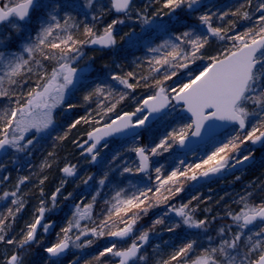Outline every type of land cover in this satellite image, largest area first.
<instances>
[{"label": "snow or ice", "instance_id": "snow-or-ice-1", "mask_svg": "<svg viewBox=\"0 0 264 264\" xmlns=\"http://www.w3.org/2000/svg\"><path fill=\"white\" fill-rule=\"evenodd\" d=\"M111 4L115 12L128 13L133 0H111ZM200 4L201 0H163L161 11L168 9L167 12H163V15L169 16L171 19L177 9L186 8L191 13L197 11ZM250 5L251 0H247V6ZM93 6L94 0H87L86 4L83 0H8L7 4L0 0V28L4 24H8L14 34L19 37L21 33H25L33 21L36 24L32 32L25 33L22 52H5L3 49L8 48L13 36L11 34L0 35V65L5 68L4 76H0V84L6 79L9 85L22 87L23 83H27V81L18 82L16 77L32 73V64L36 65L38 76L36 87L30 88L27 92L28 98L23 103H21V99H18L16 108H9L0 115V121H3V127L0 128V133H2L0 150H4L8 146L17 151H24L27 145L33 144V139H28L24 144H21V141L25 140V133L34 129V135H36L54 123V109L63 105L66 94L87 79L90 66L84 68L74 66L83 57L82 48L84 46L93 44L112 47L116 44L114 29L117 24L123 23L122 20H112L104 28L103 33L99 35L87 25L83 28L84 39L75 35L78 25L73 14L83 13L87 15L85 9ZM245 7L246 5L242 3L232 15L240 14L243 19H250L247 11H241ZM257 10L262 13L259 20L264 22V2L259 4ZM160 14V12L156 13V15ZM213 15L215 13L203 14L198 17V20L201 25L206 27L209 35L220 40H232L231 48L221 52L219 57L208 56L207 59L210 62L196 71L189 70V78L186 82L165 87L164 82L177 76L176 69H189V64L194 65L197 60L205 59L201 50L208 43L209 35L197 34L194 29L183 31L177 29L178 34L171 36L163 44L149 47L148 51L155 53L149 62L151 72L162 75V79L155 80L158 91L155 95L144 99L136 111L118 115L116 119L104 126V130L97 129L96 133L100 134L89 132V140H92L93 143L86 148V152L90 154L91 162L101 163L97 161V157L100 155L97 146L100 145L103 137L125 133L132 136L133 139L136 137L143 138L141 132L151 136L154 121L163 120L168 115L164 110L172 104V101H177L186 107V111L190 113L191 122L179 128H173L158 143H154L150 139L148 145L133 148L132 151L139 157V163L134 169L125 166L123 172L129 174L133 172L148 173L152 167L150 158L163 155L164 152H169L173 148L184 150L185 153L189 150L195 151L191 148L193 138H199L201 142L214 141L213 150L206 154V158L202 159L200 163L189 164L184 170L176 168L164 179H161L162 166L155 167L156 179L160 181V186L156 187L155 190L151 187L139 186H134L135 191L118 190L112 198L110 208L106 210V219L101 220L96 227L80 229L77 213H73L72 218L67 220L66 226L62 227L60 233L57 234V241L44 249L51 264H61V257L70 246L77 248L91 246L92 239L77 243V241H81L82 236L87 237L89 233L95 237H102L107 234V236L117 238L120 241L132 239V243L126 248H117L116 243L113 242L99 252L95 257L96 260L107 254L119 258L118 264H137L138 260H146L141 249L148 242L149 232L142 231L139 235H135L134 229L137 220L142 215H147V208H142V205L149 199L148 193L154 195L159 193L160 188L169 182L176 185L179 177L187 176L189 172L191 175L187 178L196 181L200 178H209L222 173L226 169L235 168L237 165H243L245 162L250 163L253 159V152L241 155L238 151L240 146L247 142L264 147V23L258 29L249 28L241 34L229 36L227 29L212 26ZM227 15L229 13L224 12L219 18L223 19ZM152 19L154 20L155 17ZM143 21L146 24L151 22L147 16L143 17ZM175 22L187 27L179 18H175ZM229 23L234 24L233 21ZM168 27L167 23L159 25L160 30L164 32L168 31ZM124 35L129 38L130 44L134 43L135 38L132 33H125ZM123 39L124 37H121V40ZM25 53L27 58H25ZM53 60L57 67H54L51 73H47L43 62ZM161 69H164L163 73H161ZM133 75V72L126 74L127 77ZM111 79L128 88L133 87V84L120 75H112ZM141 79L144 77L141 76ZM106 90L109 95H112L110 89L96 85L92 91L84 96V100L89 101L93 96H103ZM169 92L174 93V95L169 97ZM8 96L7 90L0 89V97ZM113 99L116 98L113 97ZM123 99L124 94H120L116 103ZM116 103H111L106 112L114 111ZM175 106L172 104V107ZM67 107L71 109L75 105L68 104ZM34 108L43 109L41 119L31 118ZM18 114L20 115L19 120L16 119ZM134 117L135 119H133ZM82 120L85 123L88 122L87 117H80L70 125V128L75 127ZM217 122L235 125L239 130L247 129V131H244L242 137L238 131L227 139L216 140V130L224 126ZM87 143L88 141H85V144ZM102 147L107 148L108 144L105 143ZM180 164H184V161L180 160ZM202 165H208V167L197 174L196 170L201 169ZM62 171L67 175H74L71 167H65ZM148 178L151 179V176ZM26 179L28 178L25 177L24 180ZM108 179V173L105 172L98 184L103 186ZM90 180H92L91 176L83 182L88 184ZM40 183L42 184L43 180ZM182 190L183 185L180 184L175 188L173 195ZM40 191L43 195L42 188ZM168 191L171 192V188ZM60 193L61 188H57L50 197L52 208L46 209L45 201L41 199V206L37 208L35 218L26 225L27 230L19 241L21 249L37 242L38 229L44 234L49 233L55 221H44L45 212L55 208L56 196ZM3 195L15 197L16 192H5ZM71 196L72 193H68L64 199L67 200ZM252 196L251 191L247 193V197L241 196L242 207L240 210L235 214L228 213L238 230L229 237L230 228L228 226L221 227L219 229V245L205 248L203 253L192 261V264H264V199L258 203H253L250 199ZM95 199L96 197L93 196V202ZM164 199L167 200L168 197L165 196ZM192 199L195 200L197 197L193 196ZM11 203L16 205V213L24 207L23 201L19 199H14ZM190 203L191 201H189ZM151 206L153 205H149V207ZM91 208L92 203L87 204L79 216L82 218L88 215V210ZM172 210L180 217V220L168 228L169 232L175 231L181 225L189 229L207 230L209 224L207 219L197 220L194 218L195 208L190 209L188 204H185L179 208L172 206ZM121 213L127 217V219L121 218L120 221L124 227L112 230L114 225H109L108 221L113 216L120 217ZM129 213L132 215L129 216ZM8 214L14 219L13 209L9 208ZM214 219L215 217H213ZM42 221L44 222L42 223ZM162 222V218L157 219L154 221V225ZM257 222H259V230L255 231L253 235H246L244 230L248 229L251 232L250 226L257 225ZM3 228V217H0V231H3ZM74 228L80 229V231L73 238L69 233ZM105 228L108 229L107 233L104 231ZM61 234L63 235L61 236ZM245 236L246 242L242 239ZM3 240V235H0V241ZM15 242L13 239L6 241L9 244ZM195 244L196 241L186 243L174 251L167 260L163 261V264H187L186 254L193 249ZM182 257L184 258L183 261H181ZM5 264H23V259L17 254H13ZM70 264H76V261L73 260Z\"/></svg>", "mask_w": 264, "mask_h": 264}, {"label": "trees", "instance_id": "trees-1", "mask_svg": "<svg viewBox=\"0 0 264 264\" xmlns=\"http://www.w3.org/2000/svg\"><path fill=\"white\" fill-rule=\"evenodd\" d=\"M204 1L206 0H201V4ZM219 1L222 2L220 6L210 10L208 14L215 13V15L212 16L211 21L213 27H223L225 29H228L231 26L229 22L236 20V17L232 15V13L235 12L242 3L247 7V0H217L215 2L217 3ZM260 2H264V0H260ZM162 3L163 0H146V2L141 5L137 12L135 14H132L133 16L131 15V17L129 18H126L127 15L124 16V24L125 22L128 23L130 21H133V26H131V29L125 30L124 33H132L133 37L135 38L134 43L130 44L129 38L125 37V35H122L124 39L121 40L119 31L117 33V47L123 44V46H127V48L125 49V52L122 53V56H120L119 51L114 52L113 58L115 61H117V63H119L120 68H115L114 63L112 65L113 68L111 69L112 75H120L121 77L128 79L126 74L128 72H133L134 75L129 78L131 81L128 79V82L133 84L132 90H130L129 92L124 91L125 87H120L121 84H119L117 81L112 80V75L109 79H106L107 73L106 71H104V69H107L106 67L110 63H107L108 61H103L102 57V59L99 61V65L103 70L99 75V79L102 82H87L79 88L80 94L84 96L86 95V93H89L90 90H92L96 85H102L106 89H110L112 95H109L108 91L106 90L103 96H93L89 101H85L83 96H81V99L75 100V103L73 104L75 105V107L69 109V112L61 118V121L57 123L55 129L56 131L54 130L51 133H48L47 135L41 137L39 142L36 141L32 145H27L24 151H13L10 154H7V152L5 151V153L0 158V217H3L4 224L3 231H0V234H4V240L0 241V264H5V262L10 259L13 254H17L18 256L24 254L23 257H31L29 258V260L27 259L28 261L26 264H51L46 254L43 253V249L57 241V234L60 233V229L62 227L66 226L67 220L72 218L74 208L77 205L81 204L83 206H86L87 204L92 203V208L89 210L90 215L88 219H86V221L82 223L81 229L92 228L96 227L101 220L106 219V210L110 208L112 198L115 196L118 190L127 189L129 191H135L134 186L151 187L155 190L156 187L160 186V181H158L156 178H148L151 175L149 173L142 174L133 172L131 174H127L118 171V169L116 168L113 170L107 168L105 165L119 156L116 155V153L119 152L109 154L103 164L94 166L92 163H90L88 167L86 165L82 170H78L77 174L74 177H69L66 182H61L58 184V187L61 188L62 194L57 195L55 208L52 211H49L48 218H46V220L48 221H55L52 231L48 235V238L42 240V243L38 247V249H36V242H34L32 245L20 251L18 250L19 241L23 238V234L27 230L26 225L31 223L35 218L36 210L41 206V199L45 201L44 206L46 209L52 208L50 197L54 193L53 191L55 184L58 183V178L61 179V176H63L61 171L64 164L66 162H71V158L68 157V155L76 152V149H74L75 147L72 144L74 137L85 138L86 133L90 131L91 128L94 129V126L88 123H86L84 126H81L79 123L73 128H70V125L76 119L80 117H87L88 114L93 111L105 109V104H102L103 101H106L108 104H110L111 102L115 103L116 100L119 99L120 94H124V97L128 96V94L139 96L137 99L138 103L146 99L149 95L148 93L151 92L150 90H153L156 87L155 80L162 79L161 74H153L151 72V65L149 62L155 55V53L149 52V47H156L160 44H163L165 40H168L171 36L178 34L177 29H180L181 31L194 29L197 34L209 35L207 33L206 27L201 25L198 20V17L200 15L207 14V12H204V5L200 4L201 6H198V10L191 13H189L186 8L177 9L176 13L173 14V18L170 19L169 16L162 15V20H158L160 15H156L157 12L163 14V12L168 11V9H163V11H161ZM106 10L109 11V13L111 12L110 7L106 6ZM224 12H228L229 15L224 16L223 19H220L219 17ZM95 13L97 12L91 10V14ZM261 14L262 13H259L257 16V21H255L257 23L255 24L256 26H253L252 23L243 24V26H240V30H242V33L249 28H253L254 30L258 29L261 24L264 23L259 20ZM73 15L76 17L75 22L78 25L77 29L75 30V35L81 39H84L82 35L83 28L85 25L91 27V21L89 19H86L85 17L87 16L84 17V14L74 13ZM144 16H147L149 20H151V18L153 17H156L154 20L156 22H161V24L167 23L169 25L168 31H161L159 26H156L148 33L146 32L143 33V35H139V29L144 26ZM82 17L83 20L80 19ZM175 18H179L180 20H182L184 22V25H186L187 27L177 24L175 22ZM121 24L122 23H120L118 26L120 27ZM124 28L126 29V27ZM231 30H229L228 32H231ZM216 39L217 37L209 35L208 43L201 50L203 55L205 56V59L197 60L196 64L194 65L189 64V69H176L177 76L172 80L164 82V86H176L179 83L186 82L189 78V70L196 71L198 68L209 63L210 61L207 59L208 56L219 57L221 52L217 51V49H214ZM230 41L231 40H227L225 42V44H227V48L225 49V51L231 48L233 41ZM53 61L43 62L44 69L46 71H48L52 67ZM94 64L96 66V62H94ZM31 66L33 67V72L26 73L28 78L23 77L22 79L24 81H27L25 85L28 87L33 83H36L38 79V76L36 74V65L32 64ZM169 71H171V69H169ZM163 72L164 69H161V73ZM26 74H22V76ZM141 76H143L144 79H141ZM3 84L6 90H9L14 86L9 85L6 79ZM113 97H115L116 99H113ZM12 100L13 99H10L9 105L12 104ZM131 100L134 101L135 99H130V103L125 100H119L120 102H118L114 111L107 114H112L113 116L120 110H122L123 113L134 112V108L136 106H134ZM7 106L8 105L6 103H2L0 105V113L2 110L6 109ZM249 107L251 108L252 106L250 105ZM182 118L186 119V117ZM112 120L113 118L111 119V121ZM80 127L81 129L83 128V131H81V129L78 130ZM238 131L240 132L242 137L244 131H247V129L241 131L236 126L231 127L222 134V138L216 137V140L227 139L229 136L235 134V132ZM61 137L63 138L61 139ZM0 138H2V135H0ZM209 146L206 145L203 148L205 150L204 153L211 152V148H209ZM241 146V155L253 152V149L247 151V149L252 147L250 145V142H247ZM172 150L174 151L176 156L179 155V157L181 156L186 157L187 159H191V155L183 156L176 148H173ZM253 156L255 157V161L245 169L237 171L235 173H230L222 179L205 185L204 187H193V185L189 183L188 179H186L185 176L179 177L176 185H173L172 182H169L168 184L160 188L159 193H156L155 195L153 193H148L149 199L145 201V204L142 205V208H148V205L156 203L159 200L163 203V205L170 202V206H175V202H178L175 197L179 193H182L184 195V199L180 203L186 204L189 201L194 204L199 203L201 204V207H204L202 208L203 210L207 211V208L211 211L210 215L212 217H218L224 214L227 210H232V208L236 207L240 202V197H247V193L249 191L253 193V196L250 198L251 202L256 203L259 200V197L264 192L261 191V189H264V148L259 151L256 150V154ZM159 160V162H162V164H160L164 169L161 170V175L165 174L161 176V179L162 177L164 179V177H166L172 170L176 168L184 170L186 169L187 165L199 162L198 160L196 162V160L192 159L194 161L189 164H187V162L185 161L184 164H180V162L176 163V159L169 158V153L166 152L163 153V155H160ZM105 172L108 173L109 179L105 182V185L101 186L98 184V181L103 177V173ZM150 172L152 173L151 170ZM89 176L92 177V180H90L88 184H84L83 181L86 180ZM25 177H27L28 179L24 180ZM22 180L23 183H21ZM41 180H43L42 184L40 183ZM180 184L183 185V190L173 195V193H175V188ZM41 188L43 189V195H41ZM169 188H171V192L168 191ZM202 188L205 190H201ZM5 192H16V196L13 197L9 195L8 197H5L3 195V193ZM68 193H72V196L66 200L64 199V197L67 196ZM93 196L96 197L94 202L92 200ZM165 196L168 197L167 200L164 199ZM193 196H196L197 199L193 200ZM14 199H19L23 201L24 204V207L18 213L15 212L16 205L11 203V201ZM165 201L166 203H164ZM9 208L13 209L14 219L8 214ZM161 218L166 222L173 220L167 217L164 206L158 207L156 213L152 214V216L149 218V221L152 223V225H154V221ZM108 223L109 225H114L112 230H118L121 227V223L116 219V216H113L112 219L108 221ZM172 225L174 224L171 222L170 226ZM170 226H167L166 224H164L163 226L155 224V227L157 228L155 229L152 238L149 239L150 242L148 241L147 243V245L149 243L151 245H149V247H146V245L142 249L141 253L152 248V254L154 250L158 255L157 257L168 259L174 251L188 243L187 237L183 235L180 230L175 229V231L169 232L168 228ZM104 231L105 233H107L108 229L105 228ZM134 231L140 230L139 228H137ZM71 233V236L74 238L75 233ZM40 234L41 231L39 232L37 239ZM62 235L63 234H61V236ZM6 238L13 239L16 242L12 244L6 243ZM83 239H92V245L83 247L86 248L84 252H80L79 250L75 251V246H71L70 251L63 258H61V264H70V262L73 260L76 261V264H112L114 262L113 256L109 254L100 257L99 260L95 259L99 252L113 243L110 242V237L107 236V234L102 237H95L91 233H89L88 236L84 237ZM1 249L6 251L5 256H3ZM26 251H29L30 253H32L33 251L35 255H25Z\"/></svg>", "mask_w": 264, "mask_h": 264}, {"label": "rangeland", "instance_id": "rangeland-1", "mask_svg": "<svg viewBox=\"0 0 264 264\" xmlns=\"http://www.w3.org/2000/svg\"><path fill=\"white\" fill-rule=\"evenodd\" d=\"M83 2L86 4L87 0H83ZM3 3L7 4L8 0H3ZM221 3L222 2L219 1L217 3L215 2L213 4H210L209 0H206L201 5H204V7H205L204 8V12H207V14H208L210 12V10L219 7ZM260 3H261L260 0H251V5L247 6L244 10H242V11H247L249 13V16L251 17L250 19H247V20L243 19L240 14L235 15L236 20L233 21L234 24H231V26L227 29L229 31V30H231L233 28L231 30V32H228L229 36H235V35L241 34L242 30H240L241 29L240 26H243V24H251L252 23L253 26H256L255 24H257V23L255 21H257L258 14L261 13L260 11L257 10ZM139 8H140L139 4H137V5L134 4L132 6L131 10L128 12L126 18H129V17H131L132 14H135ZM91 10H94L97 13L91 14ZM85 11L87 12V15H83V16L84 17L87 16L85 18L89 19L91 21V25L90 26L93 27V31L95 33H97V34L100 31L103 32L104 28L108 24H110L112 22V20L116 19V20H122L123 21V19L119 18V17L118 18L115 17L112 20H109L107 18L108 15H109V12L106 10V5L103 4V3H99V4L96 3V4H94L93 8H86ZM81 14H83V13H81ZM162 15L163 14H160L159 19L158 18L157 19L158 20H162V17H163ZM80 19L83 20V17L80 18ZM150 21H151L150 23H147V24L144 23V26L142 25L143 27L141 29H139V31H138L139 35H143V33H146V32L148 33L150 30H153L154 27L159 26L161 24V22H159V21L156 22L152 18H151ZM119 24H117L115 27H118L117 30L119 31V34L122 37V35L125 34L124 33L125 30L131 29V26H133V21L132 22L130 21L128 23L125 22V24L122 23L120 27L118 26ZM35 27H36V24H35V21H33L31 26L28 29L25 30V33L32 32L35 29ZM124 27H126V29ZM137 27H138V24H137ZM237 32H239V33H237ZM25 33H21V35L19 37H17L14 34L13 30L11 29V26L8 25V24H5L2 28H0V35L11 34L13 36V39H12V41L9 42L8 48L7 49H3V50L5 52H7V53L22 52ZM227 40L228 39L220 40V39L217 38L215 40L214 49H217V51H219V52H224L225 49L227 48L226 47L227 44H225V42ZM230 42H232V40ZM122 46H123V44L116 48V50L120 52V56L123 55L122 53H124L125 49L127 48V46H123V47ZM24 55H25V58H27V54L25 53ZM84 55H85V53H84ZM102 57H103V61H108L107 63H110V64L107 65V67H106L107 69H104V71H106V73H107L106 79H109L110 76L112 75V70H111L113 68L112 65L115 63V68H120L119 63H117V61L114 60L112 53L104 54V55L103 54H97L96 57L93 58L95 60V62H96V66L94 68H92V70L90 71L91 72L90 75H100L102 73L101 71H103V70H102L101 66L99 65V61L102 59ZM54 67H57L55 61L52 62V68H54ZM51 71L52 70H48L47 73H51ZM4 73H5V68L3 67V65H0V76H4ZM23 77H27L28 78V76L26 74L24 76L16 77V79L18 80V82H23L24 81V80H22ZM127 78L129 79L130 77H127ZM99 81H101V80L99 79ZM41 82H43V81H41ZM101 82H99V83H101ZM3 83L0 84V89H5L4 86H3L4 85ZM25 84L26 83H23L22 87L19 86V85H14L11 89L7 90L9 92V96L8 97H0V105L2 103H5V102H6L7 105H9L10 99H16V101L18 99H21V103H23L28 98L27 97L28 90L30 88L36 87V83H33L29 87L26 86ZM120 87H125L124 91H126V92H129L130 90H132V88H128V87H126L125 85H122V84H121ZM157 90H158L157 87H155L153 90H150L151 92L148 93L149 94L148 97L155 95ZM90 91H92V90H90ZM87 94L88 93H86V95ZM169 95L172 96L173 93H169ZM81 96H83V95L80 94V89H79V87L77 85L75 89L71 90L68 94H66V98H65L64 104L60 105L56 109H54V111H53L54 123L48 129H46V130H44V131H42V132H40V133H38L36 135H34V132H35L34 129L28 131L27 133L24 134L25 135V140L21 141V144L25 143L28 139H33V143H35L36 141L39 142L41 137H43V136L47 135L48 133H51L53 130H55L56 126H57V123L59 121H61V118L69 112V109H68L67 105L68 104H74L75 100L82 98ZM84 96H83V98H84ZM138 97L139 96H133L131 94H128V96H125L124 99L120 100V101H124L125 100V101H128L130 103V99H135L134 101L131 100V102L134 104V106H136L134 108V111H136L137 107H140L142 105V102H143V101H141L140 103H138V101H137ZM125 98H127V99H125ZM107 101H111V100H107ZM102 104H105V109H99V110L95 109L96 111L91 112L87 116V120H88L87 123L92 125V126H94V128L102 126V125H106L109 122H111L112 118L114 119L118 115L123 114L122 110H120L119 112H116V114L113 115V116H112V114H107L108 112H106V109H107V107L110 104H108L106 101H103ZM117 104L118 103H116V105ZM167 113H168V115L163 120L157 119L156 121H154L153 126H152V133L153 134L151 136H149L148 133L141 132V136L143 138L136 137L135 139H133V137H131V138H129L126 141H110V142H108L107 143L108 144L107 148H103L102 147L99 150L100 151V155L98 156V161L101 162V163H98V164L99 165L103 164L109 154H114V153L119 152V151L122 152L124 150V152L126 153V159L127 160H131V161L130 162L128 161L126 164H124L123 161L120 162V164L119 163L116 164V165H118V166H116V169H118V171H121V172H123V168L125 166L132 167L134 169L136 167L137 160H136V156H135L136 153L134 151H132L133 148L144 146V145H148L150 139L154 143H158L159 140L162 139L165 136V134L167 132L171 131L173 128H179V127L183 126L184 124H187V123L191 122V120L188 119L187 117H186V119L182 118V117H185V116L183 114H181L180 107H177V106L172 107L171 106V108L169 109V111ZM42 115H43V109L34 108L33 109V115H32L31 118L35 119V120H39V119L42 118ZM16 119L17 120L20 119V115L19 114L17 115ZM0 123H1L0 124V128H2L3 127V121H0ZM85 124L86 123L84 121L80 122L81 126L82 125L84 126ZM80 129H81V127L78 130H80ZM82 129H81V131H82ZM92 129L93 128H91V130ZM10 132H11V130H10ZM0 135H2V133H0ZM221 136H219V137L222 138ZM75 139L76 138L74 137V140L72 142L74 147H76L75 146ZM81 139H82V137L78 138L76 140V144L77 145H78V143L81 142ZM207 145L208 146L210 145L209 148H211V151H212L213 150L214 141H210ZM149 146H152V145H149ZM241 147L238 150L240 152V154H241V149H242ZM203 148L202 149H198L197 151H195L196 153L194 152L195 154L194 153L192 154V157L189 160V162H188V159L186 157H181V156L179 157V155L176 156L173 150H171L169 152H166V153H169V158L176 159V163H179L180 160H183V161L187 162V164L193 162L194 160H196V162L198 160L199 161L198 163H200V161L202 159L206 158V154H208V153H202L203 151H205ZM244 148H246V147H244ZM74 149H76V148H74ZM251 149L254 150L253 151V155L256 154V150L259 151V149L254 148V147H251V148L247 149V151H250ZM80 150H82V151H80ZM80 150H79V152H73V153L68 155V157L71 158V161L73 162V165L75 166L74 168L76 170H79V171L82 170L84 166L87 165V167H88L89 164H90L89 162L85 161L86 160L85 158L82 157L83 151H85L86 148L85 149H80ZM13 151L16 152L17 150L7 146V149H6L7 154H10ZM17 152H19V151H17ZM117 158H119V157H117ZM159 158H160V155L150 158L151 162H152V167L149 169L148 173L151 174L150 175L151 179L156 178V176H157V173L155 172L154 168L157 167V166H162L161 165L162 162H159L160 161ZM192 159H194V160H192ZM89 160H91V159H89ZM135 161H136V163H135ZM114 162H117V161H111V162L107 163L105 166L107 168H110L111 170H113V169H115ZM194 164H196V163H194ZM207 167H208V165H202L201 169H197L196 170L197 174L201 170H206ZM150 170L152 171V173L150 172ZM161 170H164V169L161 167ZM127 174H129V173H127ZM161 174H162V171H161ZM163 175H165V174H163ZM163 175H161V176H163ZM190 175H191L190 172L187 173V176H190ZM68 179L69 178L68 177L66 178L65 176H61V179L58 178V181H57L58 183L55 184L53 192L55 193L56 189L59 188L58 187L59 183H61V182L64 183ZM162 179H163V177H162ZM196 181H192L191 185H193L194 182L196 183ZM201 190H205V189L202 188ZM60 194H62V191H61ZM60 194H58V195H60ZM175 199L178 200V202H175V207L176 208H179L180 206L185 205L183 203H180L184 199V195L182 193H179L175 197ZM262 199H264V192L259 197V200L256 203H258ZM164 203H166V201ZM186 204H188V207L190 209L191 208H195V212H194V218L195 219H197V220L207 219V221L209 222L208 228H207L206 231L203 230V229L191 230V229H189V228H187V227H185L183 225H181V227L177 228L178 230H180L182 232L183 235H185L187 237L188 242L196 241V244L193 246V249L189 253L186 254L187 264H192V261L196 260V258L203 253V250L205 248H208V247H211V246L217 247L219 245V243H220L219 229L221 227L228 226L230 228L229 237L238 230L236 224L233 222V220L228 215V213L229 212H232L233 214L237 213L240 210V208L242 207V204H241V202H239L236 207L232 208V210H227L224 214H222V215H220L218 217L213 216V217H215L214 220H213V217L210 215L211 211L208 210L207 208H206L207 211L203 210L202 208H204V207L203 206L201 207V204H199V203H196V204L190 203L189 204V202L186 203ZM151 205H153V206L149 207V205H148L147 215H142V217L137 220V223H136L135 229H134V230H136L137 228H139V230H140V231H134L135 235H139V233L142 232V231H148L149 235H150L149 239L152 238V235L154 234V231L157 228V227H155V225H152V223L149 221V218L152 216V214L156 213L158 207L164 206L165 207V213H166L167 217L173 219L172 221H169V222H166L164 220L162 223L159 224V226H163L164 224H166L167 226H170L171 222L173 224H175V223H177L180 220V217H178L175 214V212L172 210V206L173 205L170 206L171 205L170 202H168L165 205H163V203L160 202V200H159L158 202L152 203ZM84 209H85V206H83L81 204H79V207H75L74 208V213H77V219H78V223L80 225V229H81L82 223L84 221H86V219H88V217L90 215V211H89L90 209H89L88 210V215H85V216H83L81 218L79 216V213L83 212ZM46 212H47L46 216L48 218L49 211H46ZM128 215L131 216L132 214L129 213ZM121 218L127 219V217H124L123 213H121L120 217L116 216V219L119 220V221H121ZM46 221H48V220H46ZM120 226H121L120 228H122V227H124V224L121 223ZM52 228H53V226H52ZM52 228L50 229L48 234H44L41 231V234L39 235V237L37 239V242H36V249H38V247L41 245L43 239L48 238V235L51 233ZM250 228L252 229L251 232H249L248 229L244 230L246 235H253L255 233V231H258L259 230V223H257V225L251 226ZM80 229L74 228V230L72 232L75 233V235H77L79 233ZM0 235H3V237H4V234H0ZM69 235H72V233H69ZM75 235H74V237H75ZM83 238H84V236H82L81 237V241H77V243H80V242L84 241L85 239H83ZM256 238H259V237H256ZM9 239L10 238H6L5 240L7 241ZM110 239H111V237H110ZM242 239L246 242V236L243 237ZM131 241H132V239L130 238L129 240L123 241V243H122V241H117L115 243L117 245V248H123L125 246H128ZM149 245H151V244L149 243L146 247H149ZM85 249L86 248L82 249V248L75 247L74 250L75 251L79 250L80 252H84ZM1 252H2L3 256L6 255V251L5 250H2ZM43 253H45L44 249H43ZM155 253L156 252L153 250V254H152V248H150V250H145L142 254L146 257V260H138L137 264H163V261L167 260L165 258L162 259L161 257H157L158 255H157V253L156 254ZM28 254H30V255L34 254L35 255V253H33V251H32V253H30L29 251H26L25 255H28ZM150 254H151V256H150ZM109 255H111V254H109ZM23 256H24V254L21 255L20 257H22V259H23V264H26L27 261L29 260V258H31V257H23ZM183 260H184V258L182 257L181 261H183Z\"/></svg>", "mask_w": 264, "mask_h": 264}, {"label": "flooded vegetation", "instance_id": "flooded-vegetation-1", "mask_svg": "<svg viewBox=\"0 0 264 264\" xmlns=\"http://www.w3.org/2000/svg\"><path fill=\"white\" fill-rule=\"evenodd\" d=\"M215 1H217V0H215ZM214 1V2H215ZM146 2V0H133V4H132V6L135 4V5H137V4H139L140 5V7H141V5H143V3H145ZM209 2L210 3H213V1L211 2V0H209ZM96 3H103V4H105L107 7H110V9H111V14L109 13V16L107 17L109 20H112L113 18H122V19H124V16L125 15H127L128 13H125V14H117V13H115L114 12V10L112 9V4H111V1L110 0H94V4H96ZM132 6H131V8H132ZM93 8V7H92ZM131 8H130V10H131ZM109 12V11H108ZM5 25V24H4ZM117 28L118 27H115V29H114V35H115V38H116V44H115V46H113V47H111V48H92V47H90L89 46V44L88 45H86L87 46V48H86V46H84L83 48H82V51L85 53V55L77 62V63H75L74 64V66L75 67H77V68H84V67H89L90 66V71L92 70V68H94L95 67V64H94V62H95V60L93 59L94 57H96V55L97 54H109V53H112V54H114V52L115 51H117L116 50V48H117V44H118V40H117V33H118V30H117ZM103 32H99L98 33V35L99 34H102ZM53 68L51 67V69H49V70H52ZM88 72L87 73V79H86V81L84 82V83H82V84H78V87L80 88V87H82L84 84H86L87 82H91V83H93V82H96V81H98L99 82V78H100V76L99 75H90V73L91 72ZM78 89V88H77ZM6 103V102H5ZM17 107V103H16V99H13L12 100V104L11 105H8L7 106V108L6 109H4V110H2L1 111V115H2V113L5 111V110H7V109H9V108H16ZM128 113H130V112H128ZM54 131V130H53ZM56 131V130H55ZM83 131V130H82ZM91 131V130H90ZM90 131H88L87 133H86V135H85V138H82L81 139V142L80 143H78V145L76 144V140L78 139V138H81V137H77L76 139H75V148H76V152H79V150H80V148H79V145L82 143V142H84L86 139H87V134L90 132ZM131 138V137H130ZM127 139H129V138H126V139H123V140H121V139H119V140H116V139H111L110 141H124V140H127ZM109 141V142H110ZM104 145V144H103ZM207 144H205V145H202V146H199V147H197V148H194L195 149V151H197L198 149H202L203 147H205ZM102 148V146L99 148V150ZM80 151H82V150H80ZM195 151H190V152H187V153H185V152H181V154L184 156H186V155H191V157H192V154L195 152ZM121 153V154H120ZM196 153V152H195ZM194 153V154H195ZM203 153H204V151H203ZM81 155V154H80ZM116 155H119V156H117V157H119V158H115V159H113L112 161H117V162H114V164H115V168H116V166H118V165H116V164H120V162H122L123 161V163L124 164H126L128 161L130 162L131 160H127L126 159V153L124 152V150L121 152V151H119V153L117 154L116 153ZM82 157L83 158H85L86 160V162H89V163H92L94 166L95 165H98V163H93V162H91V160H89V159H91V157L90 156H86L85 154H84V151H83V154H82ZM189 160L190 159H188V162H189ZM97 161H98V157H97ZM137 163H138V161H137ZM120 166V165H119ZM65 167H71V168H73V171H74V175H67L66 173H64L63 171H61V173H62V175L63 176H65L66 178L68 177H74L76 174H77V172H78V170H76L74 167V165H73V162L71 161L70 163H68V162H66L65 164H64V166H63V168H65ZM235 173V172H234ZM228 174H230V173H225V174H223L222 176H220L219 178H216L215 180H213V181H210V182H207V183H203V184H199L198 183V180L196 181V183L194 182L193 183V187H202V186H205V185H208V184H210V183H213V182H216L217 180H220V179H222L223 177H225L226 175H228ZM186 177V179H188L187 178V176H185ZM188 181H189V183H191L192 182V180H190V179H188ZM57 197V196H56ZM257 223H259V222H257ZM191 230H196V229H191ZM130 238H128L127 240H129ZM149 240V239H148ZM111 242H117V241H120V240H110ZM126 241V240H125ZM123 242V241H122ZM132 243V241L130 242V244ZM148 243V242H147ZM129 244V245H130ZM128 245V246H129ZM128 246H125V247H123V248H126V247H128ZM113 259H114V262L112 263V264H114V263H116L117 261H118V259L116 258V257H113Z\"/></svg>", "mask_w": 264, "mask_h": 264}, {"label": "water", "instance_id": "water-1", "mask_svg": "<svg viewBox=\"0 0 264 264\" xmlns=\"http://www.w3.org/2000/svg\"><path fill=\"white\" fill-rule=\"evenodd\" d=\"M111 1V0H110ZM211 1H214V0H211ZM115 12V11H114ZM115 13H117V12H115ZM117 14H125V13H123V12H121V13H117ZM89 46L90 47H92V48H111V47H104V46H102V45H93V44H89ZM115 46V45H114ZM113 47V46H112ZM156 94V93H155ZM169 97H171V96H169ZM150 103H151V101H150ZM172 103H174L176 106H179V107H181V109H180V112H181V114H183V115H186L188 118H190L191 119V117H190V113H188L187 111H186V107L184 106V105H182V104H180V103H178L177 101H172ZM171 105V104H170ZM170 105H169V107H170ZM169 107L167 108V109H165L164 111L165 112H167L168 110H169ZM135 118V117H134ZM133 118V119H134ZM218 124H222V125H224L223 127H220V128H218L217 130H216V136H218V135H221L223 132H225L228 128H230V127H232V126H235V125H231V124H224V122H217ZM104 126L105 125H103V126H100V127H97L96 129H94V130H92V131H90V132H93V133H96V130L97 129H100L101 131L102 130H104ZM126 131H131V130H126ZM96 134H100V133H96ZM128 137H130V135H127V134H125V133H116V134H113L112 136H107V137H103V139H101V141H100V145H98L97 147H98V149L100 148V146L101 145H103V144H105V143H107L109 140H111V139H125V138H128ZM85 141H88V143L87 144H85ZM83 143H81L80 144V146H79V148L80 149H83L85 146H90L91 145V143H93V141L92 140H89V137H88V135H87V139L85 140ZM207 142H209V141H206V142H201L200 140H199V138H193V142H192V144H191V148H197V147H199V146H201V145H204V144H206ZM251 143V142H250ZM90 144V145H89ZM252 145V144H251ZM81 146H83V147H81ZM255 148H257V149H261L262 147L260 146V145H253ZM5 150V149H4ZM4 150H0V157H1V155L3 154V152H4ZM180 152H185L184 150H179ZM191 150H189V151H187V152H190ZM84 154L85 155H90V154H88L87 152H86V150L84 151ZM136 158H137V160H138V162H139V157L137 156V154H136ZM255 161V157H253V159H252V161L249 163V162H245L243 165H237L235 168H230V169H226V170H224L222 173H219V174H215V175H213V176H211V177H209V178H200V179H198V183L199 184H203V183H207V182H210V181H213V180H215L216 178H219L220 176H222L223 174H225V173H232V172H236V171H238V170H241V169H244V168H246L247 166H249L250 164H252L253 162ZM45 219H46V217L44 216V221H45ZM44 221H42V223L44 222ZM251 227V226H250ZM39 229H38V232H37V235H38V233H39ZM112 240H118L117 238H113L112 237ZM34 243V242H33ZM32 243V244H33ZM31 244V245H32ZM30 246V245H29ZM145 246V244L143 245V247ZM26 247H28V246H25V248ZM71 247V246H70ZM70 247H69V249L67 250V252L61 257V258H63L68 252H69V250H70ZM18 250L20 251V250H22L20 247H18ZM47 255V254H46ZM117 258V257H116ZM118 259V261H119V258H117ZM118 261L116 262V263H114V264H118Z\"/></svg>", "mask_w": 264, "mask_h": 264}]
</instances>
